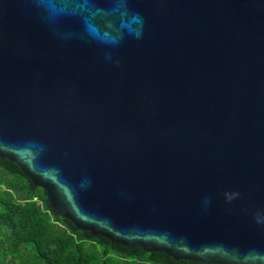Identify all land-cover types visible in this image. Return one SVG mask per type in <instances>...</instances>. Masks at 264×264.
Listing matches in <instances>:
<instances>
[{"label": "water", "instance_id": "water-1", "mask_svg": "<svg viewBox=\"0 0 264 264\" xmlns=\"http://www.w3.org/2000/svg\"><path fill=\"white\" fill-rule=\"evenodd\" d=\"M0 158L93 238L264 264V0H0Z\"/></svg>", "mask_w": 264, "mask_h": 264}, {"label": "trees", "instance_id": "trees-1", "mask_svg": "<svg viewBox=\"0 0 264 264\" xmlns=\"http://www.w3.org/2000/svg\"><path fill=\"white\" fill-rule=\"evenodd\" d=\"M0 264H201L126 249L78 231L51 210L45 192L0 158Z\"/></svg>", "mask_w": 264, "mask_h": 264}]
</instances>
